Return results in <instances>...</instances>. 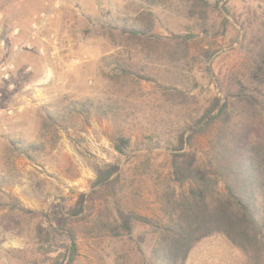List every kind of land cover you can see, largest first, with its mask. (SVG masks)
Segmentation results:
<instances>
[{
    "label": "rangeland",
    "instance_id": "374dc122",
    "mask_svg": "<svg viewBox=\"0 0 264 264\" xmlns=\"http://www.w3.org/2000/svg\"><path fill=\"white\" fill-rule=\"evenodd\" d=\"M210 1L220 3L205 31L198 18L188 17L185 0H0V68L15 64L11 81H0V264H39V225L57 247L66 242L53 231L55 209L74 207L92 191L95 167L111 164L122 168L117 196L98 191L89 203L92 212L74 221L80 248L75 264H144L150 257V225L137 223L132 238L118 239L90 227L104 206L114 213L118 202L162 221L164 194L180 190L172 179L174 137L200 116L222 84L235 75L247 79L249 44L262 27L264 0ZM125 22L153 25L159 58H147L116 27ZM181 37H188L182 54L189 57L173 58L168 50ZM27 43L31 49L16 50ZM84 99L110 104L113 112L102 117L94 111L89 122L71 115L65 127L43 128L45 110L57 112ZM211 133L195 142L200 156ZM121 136L130 139L124 153L115 149ZM26 144L36 148L21 154ZM246 261L216 234L192 251L187 264Z\"/></svg>",
    "mask_w": 264,
    "mask_h": 264
},
{
    "label": "trees",
    "instance_id": "16d2710c",
    "mask_svg": "<svg viewBox=\"0 0 264 264\" xmlns=\"http://www.w3.org/2000/svg\"><path fill=\"white\" fill-rule=\"evenodd\" d=\"M185 2L188 17L198 18L207 27L205 31H209L211 14L219 9L220 2ZM152 26L129 22L120 27L116 25L147 58L157 59L161 55L158 52L160 36ZM222 26L225 31V22ZM187 38L181 37L168 50L173 58L189 57L188 53L182 54ZM249 52L251 64L247 79L235 75L229 84H222L221 92L210 99L200 116L174 137L169 148L172 179L180 190L174 188L164 194L163 220L156 222L125 210L118 202L114 213L104 206L90 230L105 232L115 239L132 238L137 223L150 225L155 240L144 264H187L192 251L216 234L224 235L247 256L245 264H264V21L259 34L249 44ZM121 70L127 73L126 68ZM94 111L102 117L113 112L110 104L98 105L92 99L74 100L60 111L45 110L42 126L44 129L53 125L65 127L62 123L71 115L89 122ZM209 132L212 133L208 149L200 156L194 150L195 142ZM129 143V138L121 136L115 149L124 153ZM35 148L33 144H26L18 151L27 155ZM121 169L120 164L96 166L92 191L82 193L74 207L61 204L55 209L51 219L55 221L53 231L66 238L61 246L53 244L46 227L38 226L43 242V258L39 264H75L80 248L74 221L88 209L92 212L89 203L95 201L98 191L105 190L116 198ZM41 215L49 221L48 213Z\"/></svg>",
    "mask_w": 264,
    "mask_h": 264
},
{
    "label": "built area",
    "instance_id": "2783aa9c",
    "mask_svg": "<svg viewBox=\"0 0 264 264\" xmlns=\"http://www.w3.org/2000/svg\"><path fill=\"white\" fill-rule=\"evenodd\" d=\"M40 27V25H39ZM34 28L37 29V26L36 24L34 25ZM18 32V30L16 31ZM37 34V31H35L33 33V35ZM24 47L28 48V49H31L32 46L30 43H27V44H22L20 47L17 46L16 47V50H20V49H23ZM14 69H15V64L13 62H8V63H5L1 68H0V77H1V80L2 81H8L10 82L11 81V77H12V73L14 72ZM11 88H14L13 85H10ZM2 99H3V96H2V93L0 92V104L2 102ZM3 110L1 109L0 107V115L2 114Z\"/></svg>",
    "mask_w": 264,
    "mask_h": 264
},
{
    "label": "crops",
    "instance_id": "0c3cea01",
    "mask_svg": "<svg viewBox=\"0 0 264 264\" xmlns=\"http://www.w3.org/2000/svg\"><path fill=\"white\" fill-rule=\"evenodd\" d=\"M0 81H2V80H1V77H0Z\"/></svg>",
    "mask_w": 264,
    "mask_h": 264
}]
</instances>
